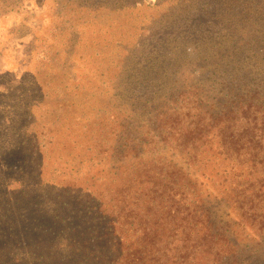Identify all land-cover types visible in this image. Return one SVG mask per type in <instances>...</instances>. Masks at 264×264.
<instances>
[{"label": "rangeland", "instance_id": "1", "mask_svg": "<svg viewBox=\"0 0 264 264\" xmlns=\"http://www.w3.org/2000/svg\"><path fill=\"white\" fill-rule=\"evenodd\" d=\"M134 1L0 0V264H39L16 246L51 225L61 205L56 186L102 190L100 179L112 165L109 149L129 131L158 126L150 120L174 82L205 83L215 102L225 91L221 69L229 64L227 70L252 74L236 83L240 94L262 95L264 43L255 55L248 46L241 57L226 49L230 57L217 66L209 50L235 33L240 45L246 32L263 33L258 41H264V0L254 10L245 3L232 29L222 22L201 32L197 41L204 37L206 49L193 37L165 38L173 9L191 11L203 0H145L121 9ZM237 146L227 158L216 143L204 148L208 160H198L192 172L213 199L207 211L225 235L217 249L229 236L235 240L228 264H264V122L243 133ZM45 235L55 246L50 252L67 257L61 245L70 244V236L53 241ZM201 252L188 248L193 256L183 264L214 260V251Z\"/></svg>", "mask_w": 264, "mask_h": 264}, {"label": "trees", "instance_id": "2", "mask_svg": "<svg viewBox=\"0 0 264 264\" xmlns=\"http://www.w3.org/2000/svg\"><path fill=\"white\" fill-rule=\"evenodd\" d=\"M144 1L135 0L132 6L121 9L136 8ZM258 1L203 0L191 11L175 7L168 15L175 21L165 22L169 26L165 38L179 34L183 42L191 37L197 41L201 32L209 34L210 27L217 29L222 22L232 29L244 16L242 6L249 2L254 10L263 6ZM246 36L248 40L242 45L237 33L226 45L221 41L213 44L209 52L214 65L230 57L231 54L226 58V49L241 57L248 46L255 55L258 44L264 43L258 41L263 33L254 38V34L246 32ZM203 38L197 43L206 49L210 43ZM161 48L165 51L166 46ZM228 66L221 69L224 94L215 102L205 92V83L174 82L176 86L154 109L156 121L150 122L158 126L153 131H129L120 138L118 147L109 149L112 165L106 177L100 179L102 190L57 185L61 205L53 211L51 225L41 228L38 236L35 233L34 237L20 239L18 252L39 264H183L182 260L193 256L187 254L190 248L194 254L214 251V260L203 264H228L235 255V240L229 236L223 248L217 249L216 241L225 235L214 227V218L207 211L212 209L213 199L205 197L192 172L198 160L206 158L204 148L210 150L216 143L225 151L220 155L232 156L241 149L237 144L242 134L257 126L259 120L264 122V90L262 95L240 94L235 87L251 73L240 74L230 67L227 70ZM46 233L54 237L53 241L59 235L70 236V244L61 245L67 257L50 252L55 246L50 245ZM115 253L117 256H113Z\"/></svg>", "mask_w": 264, "mask_h": 264}]
</instances>
